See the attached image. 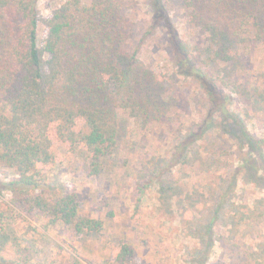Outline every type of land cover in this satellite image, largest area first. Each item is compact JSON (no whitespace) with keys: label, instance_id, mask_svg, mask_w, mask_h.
<instances>
[{"label":"rangeland","instance_id":"1","mask_svg":"<svg viewBox=\"0 0 264 264\" xmlns=\"http://www.w3.org/2000/svg\"><path fill=\"white\" fill-rule=\"evenodd\" d=\"M64 1L39 0L37 8L46 17ZM117 1L132 23L131 49L166 78L164 122L143 123L119 111L116 147L97 175L80 152L55 141L50 186L74 189L79 213L101 221L102 230L77 239L61 224L44 230L41 217L15 214L6 228L11 242L32 248L31 264H103L119 241L134 249L135 264H190L187 253L216 215L208 264H264V41H236L222 60L210 47L211 33L193 21L190 0ZM157 2L177 32L179 54L162 24L153 25ZM180 54L229 96L237 122L214 109L197 78L178 70ZM13 178L0 170V201L10 198L3 185Z\"/></svg>","mask_w":264,"mask_h":264},{"label":"trees","instance_id":"2","mask_svg":"<svg viewBox=\"0 0 264 264\" xmlns=\"http://www.w3.org/2000/svg\"><path fill=\"white\" fill-rule=\"evenodd\" d=\"M38 1L0 0V170L14 176L3 185L10 198L0 201V264H31L32 248L11 242L6 232L15 214L41 217L44 230L61 224L77 239L102 230L101 221L79 213L74 189L50 186L51 168L58 161L55 141L80 152L97 175L101 161L116 147L119 111L143 123L164 122L166 78L155 75L131 49L132 23L119 1L84 5L65 0L46 17ZM190 5L193 21L211 33L217 58H224L236 41H264V0H190ZM154 15L153 25L162 24L179 54L177 32L158 2ZM246 30L247 38L242 36ZM181 60L178 70L197 78L214 109L237 122L229 111V96L220 93L213 77L190 68L183 56ZM183 106L188 104L183 101ZM240 129L252 146L247 131ZM185 146L177 145V153ZM216 220L211 217L197 237L199 247L187 253L190 264H208L217 242L212 230ZM103 264H135V251L119 241Z\"/></svg>","mask_w":264,"mask_h":264}]
</instances>
